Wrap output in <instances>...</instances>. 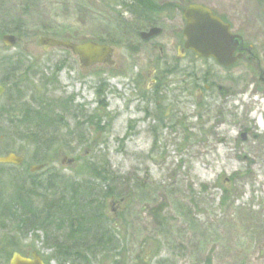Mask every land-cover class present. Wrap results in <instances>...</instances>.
<instances>
[{
    "label": "rangeland",
    "instance_id": "1",
    "mask_svg": "<svg viewBox=\"0 0 264 264\" xmlns=\"http://www.w3.org/2000/svg\"><path fill=\"white\" fill-rule=\"evenodd\" d=\"M28 1L0 0V14L18 17L24 26L21 35L10 33L14 47L0 37V81L10 79L23 97L13 105L6 93L0 102V156L25 159L23 166L0 165V193H14V178H41L49 169L50 175L85 181L98 164L118 178L126 198L107 201L120 253L94 264H264V0H153L174 6L154 14L165 18L164 34L155 42L173 58V33L181 26L176 9L192 4L229 22L254 57L224 68L190 54L187 78L170 76L159 91L152 88L148 64L153 54L138 46V35L122 37L115 26L117 12L131 19L122 5L35 0L26 7ZM40 37L120 44L106 43L114 50L113 67L85 69L68 49H44ZM11 55H20L33 76L1 73L2 60ZM41 97L62 101V119L58 133L47 138L52 147L46 167L30 172L37 149L18 121L24 106H36ZM33 233L17 236L15 246L58 264L44 234ZM11 249L0 244V264Z\"/></svg>",
    "mask_w": 264,
    "mask_h": 264
},
{
    "label": "trees",
    "instance_id": "2",
    "mask_svg": "<svg viewBox=\"0 0 264 264\" xmlns=\"http://www.w3.org/2000/svg\"><path fill=\"white\" fill-rule=\"evenodd\" d=\"M113 1L131 15L128 20L123 18L122 12H117L114 17L116 28L124 31L122 37L139 35L142 29L153 23L154 14L160 10L153 0ZM34 2L29 0L26 7L33 6ZM23 27L18 17L0 14V37L10 33L21 35ZM100 43L120 44L114 39ZM20 59V55H11L2 60L5 65L1 73L13 77L17 74L33 76L31 67L25 68L26 63ZM20 63L22 66L19 68ZM0 82L8 86L9 104L21 102L23 97L10 80ZM37 102L36 106L32 103L24 106L18 123L24 126L36 146L37 154L31 157V162L46 167L47 152L52 147L51 139L47 138L58 133L63 108L61 100L44 101L41 97ZM34 130L45 140L39 139ZM97 165H91V178L81 182H73L57 173L50 175V172L54 173L51 169L41 178L29 174L28 177L13 179L14 193L5 197L0 193V244L12 245L4 255L5 264L15 252L26 255L15 246L17 236L25 238L35 231L44 234V244L53 250L52 258L58 264H94L101 258L120 253V240L109 225L107 201L112 198L124 200L126 196L118 191V178L111 170L105 171ZM46 261L49 263L51 260Z\"/></svg>",
    "mask_w": 264,
    "mask_h": 264
},
{
    "label": "water",
    "instance_id": "3",
    "mask_svg": "<svg viewBox=\"0 0 264 264\" xmlns=\"http://www.w3.org/2000/svg\"><path fill=\"white\" fill-rule=\"evenodd\" d=\"M186 27L184 37L186 38L185 49L191 50L198 57L214 59L223 67H231L242 56H235L237 48L242 49L243 38L234 35L231 32L229 24L224 23L211 11L210 8L203 5H190L184 13ZM160 28H152L148 32H142L144 40L159 35ZM7 47H14L17 39L14 35H5L2 38ZM40 46L49 50L51 48H63L70 50L74 56H77L81 65L86 69L98 64L114 66V50L108 45L98 44L95 42H86L77 44L69 41H61L50 37H40L38 39ZM3 93V87H0V95ZM24 158L15 153L0 156V164L21 166ZM43 166L31 167V172L42 170ZM9 264H46L38 252L34 251L28 256L15 252L9 261Z\"/></svg>",
    "mask_w": 264,
    "mask_h": 264
},
{
    "label": "flooded vegetation",
    "instance_id": "4",
    "mask_svg": "<svg viewBox=\"0 0 264 264\" xmlns=\"http://www.w3.org/2000/svg\"><path fill=\"white\" fill-rule=\"evenodd\" d=\"M164 7H165V10L168 12L174 6L173 5L172 6L171 5L160 6V10L157 13H160ZM186 8L182 9V8L178 7V9H176V11L179 13V15L181 17V20H180L181 26L180 27L178 26L175 33H173L174 39L177 40V42H178L176 57L173 58L170 55L171 52L167 48L159 46L155 42L157 39L162 37V35L164 34V21H165L164 17H161V15L158 18L155 17L152 24L148 25L146 28H144L142 31L139 32L138 36H139L141 42H139L138 46H140L142 49H145L147 47L148 51H150V53L153 54V55H151V58H150V61L148 64H151L153 66L152 67V71H153L152 88L156 91H159L160 88L162 89L163 87L166 86L167 80L170 76L172 77L173 75H183L184 78H187V76L189 75V67H188L189 65L187 66L186 62L189 60V55L190 54L192 55L194 53L191 50L185 49V44H184L186 42V38L184 37V29L186 27V21L184 19V13H185ZM214 14L216 16H218L221 19V21L230 25L232 34L239 35V34L235 33L234 31H232L233 30L232 25L229 22L225 21L222 17L217 15L215 12H214ZM157 27L161 29V32L159 35L151 37L149 39L147 38V40H144L142 38V36H141L142 32H148L152 28H157ZM239 36H241V35H239ZM145 50H147V49H145ZM156 52H157V54L154 55V53H156ZM234 52H235V56H240V55L242 56V58L240 60H238L237 62H239V61H251L252 59H254L252 50L245 46L244 41H243L242 49L237 48V50ZM194 55H196V54H194ZM202 59H204V58H202ZM146 60L144 62H147ZM21 66L22 65L19 64V68ZM224 68H227V67H224ZM140 74H142V73H140ZM261 80L264 83V79H261ZM0 87L1 88L3 87V93H1V95H0V102H1L4 99V97L6 96L5 94L7 93V88L5 87L4 83H2V82H0ZM8 101L11 103L10 99H8ZM8 154H10V153H8ZM8 154H6V155H8ZM24 164H25V159H24V162L21 166H23ZM0 165L1 166H12V165H4V164H0ZM30 172H31V168H30ZM27 256H28V254H27Z\"/></svg>",
    "mask_w": 264,
    "mask_h": 264
},
{
    "label": "bare ground",
    "instance_id": "5",
    "mask_svg": "<svg viewBox=\"0 0 264 264\" xmlns=\"http://www.w3.org/2000/svg\"><path fill=\"white\" fill-rule=\"evenodd\" d=\"M260 105H261V107H264V102H262ZM260 111H261V110H258L257 113H259ZM260 123H261V126H262L263 129H264V120H261ZM254 133H255L256 135H258V133H257L256 130H254Z\"/></svg>",
    "mask_w": 264,
    "mask_h": 264
}]
</instances>
